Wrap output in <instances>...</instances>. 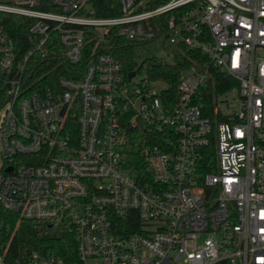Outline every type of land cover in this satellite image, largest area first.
I'll use <instances>...</instances> for the list:
<instances>
[{"label": "built area", "instance_id": "built-area-1", "mask_svg": "<svg viewBox=\"0 0 264 264\" xmlns=\"http://www.w3.org/2000/svg\"><path fill=\"white\" fill-rule=\"evenodd\" d=\"M118 1L100 16V0H0V264H264V0ZM117 36L198 50L238 84L211 118L206 70L177 93L147 68L136 80L100 50ZM135 132L158 142L138 176ZM6 213L13 235L61 227L75 250L14 253Z\"/></svg>", "mask_w": 264, "mask_h": 264}, {"label": "trees", "instance_id": "trees-1", "mask_svg": "<svg viewBox=\"0 0 264 264\" xmlns=\"http://www.w3.org/2000/svg\"><path fill=\"white\" fill-rule=\"evenodd\" d=\"M167 0H159L157 4H161ZM100 8L98 14L100 16H115L121 14V7L118 0H100ZM168 14L161 19L166 21ZM16 31V28H11ZM138 43L129 41L122 36L111 39L110 42L100 46V50L117 56L124 65L126 71L135 69V55L133 48ZM184 54L179 56L175 61L160 59L156 56L145 58L141 63V68L146 67L149 78L151 80H162L169 85L168 91L177 93L179 89V74L193 66L199 67L203 71H207V80L201 85L198 91L197 103L201 106L205 115L213 117L220 94L230 91L238 84L237 80L220 70L219 68L209 67L207 56L198 50H189L183 48ZM84 60V62H86ZM179 94V93H178ZM152 132H135L132 140H129L124 148L126 164L131 168L133 174L140 175L146 173L145 163L141 156V148L145 144L144 137L149 135L151 140L147 143H158L157 140L150 135ZM5 229L8 239L12 237V251L16 254L19 250H23L26 243L31 245L33 249L40 253H55L61 256H67L69 251L75 250L76 237L73 233L64 228H49L44 223L39 225L24 224L15 232L17 217L14 214L6 213L4 216ZM134 221V220H133ZM132 224H135L136 221ZM220 264H231L227 261Z\"/></svg>", "mask_w": 264, "mask_h": 264}, {"label": "rangeland", "instance_id": "rangeland-1", "mask_svg": "<svg viewBox=\"0 0 264 264\" xmlns=\"http://www.w3.org/2000/svg\"><path fill=\"white\" fill-rule=\"evenodd\" d=\"M134 55H135V64L137 67H139L142 63V61L150 56H156L163 60L168 61H175L179 58V54L176 51V49L167 43H163L162 39H159L157 41L148 42L145 44H137L133 48ZM146 73V67H143L140 69V74L136 78V80L143 76ZM239 107V101L238 96L236 95V99L232 100L230 103V108L232 109H238Z\"/></svg>", "mask_w": 264, "mask_h": 264}, {"label": "water", "instance_id": "water-1", "mask_svg": "<svg viewBox=\"0 0 264 264\" xmlns=\"http://www.w3.org/2000/svg\"><path fill=\"white\" fill-rule=\"evenodd\" d=\"M136 74V71L129 72L128 76L131 79Z\"/></svg>", "mask_w": 264, "mask_h": 264}]
</instances>
